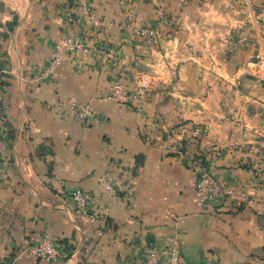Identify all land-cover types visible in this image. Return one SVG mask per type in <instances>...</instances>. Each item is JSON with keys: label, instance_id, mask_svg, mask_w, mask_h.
<instances>
[{"label": "crops", "instance_id": "0c3cea01", "mask_svg": "<svg viewBox=\"0 0 264 264\" xmlns=\"http://www.w3.org/2000/svg\"><path fill=\"white\" fill-rule=\"evenodd\" d=\"M82 2L99 25L81 16ZM158 22L164 35L149 46L136 30ZM62 35L88 50L37 80ZM263 45L264 0H0V260L142 264L155 252L167 264L176 251L178 264H264V185L244 167L259 124L248 101L264 106L250 60ZM122 72L129 94L135 81L152 85L144 99L109 98ZM70 96L98 116L77 118ZM181 146L236 196L203 207ZM76 188L89 196L85 211ZM46 231L59 257L34 260Z\"/></svg>", "mask_w": 264, "mask_h": 264}, {"label": "built area", "instance_id": "2783aa9c", "mask_svg": "<svg viewBox=\"0 0 264 264\" xmlns=\"http://www.w3.org/2000/svg\"><path fill=\"white\" fill-rule=\"evenodd\" d=\"M251 1V0H248ZM82 13L89 17L93 25H99V17L92 13L91 7L82 2L80 7ZM84 16V17H85ZM86 17V18H87ZM164 16H162V19ZM137 34L143 38L146 43H153L163 37L162 24L142 25L136 30ZM88 50L84 40L79 37L62 35L53 47L48 60L40 64L36 76L37 80H44L53 77L57 68L64 59L67 52H77ZM259 63L264 65V59L259 60ZM261 65V66H262ZM7 72V68L3 61L0 59V112L2 110L4 99V86L2 83V76ZM127 74L122 72L120 76L116 77L112 83V93L110 99L128 100L131 99H144L148 93V88L142 80L134 82V90L129 94L127 92L126 84ZM72 112L79 119H90L98 116L96 110L90 103L81 102L76 96H70L64 102ZM175 153L180 160L186 161L195 175V189L201 205L208 206L211 204H223L230 198L236 196V191L229 186H225L219 182L214 173L211 172L206 162L201 157H196L190 154L183 146L177 147ZM100 185L105 189L108 194H113L115 185L105 177L99 179ZM72 200L75 202L76 207L80 211H85L89 204L88 194L81 188H76L71 193ZM30 256L34 260L45 259L52 260L59 257L60 251L58 242L53 234L49 231L43 233L39 241L30 249ZM178 254L173 251L167 258V264H178ZM142 264H158V258L155 252H152L149 257Z\"/></svg>", "mask_w": 264, "mask_h": 264}, {"label": "rangeland", "instance_id": "374dc122", "mask_svg": "<svg viewBox=\"0 0 264 264\" xmlns=\"http://www.w3.org/2000/svg\"><path fill=\"white\" fill-rule=\"evenodd\" d=\"M85 15L86 14H84V13L81 14V16H83V17ZM85 17H87V16H85ZM89 18H90V16L88 17V19ZM145 25H149V24H145ZM162 31H163V35H164V30H162ZM140 38L143 40L142 37H140ZM143 42L149 46H152L154 44H157V42H159V39L153 43H146L144 40H143ZM263 49H264V45H263ZM261 59H264V53H261L258 56H256L254 60H250V63H251L250 68H251L252 73H258L261 75V78H264V65L259 63V60H261ZM233 95L234 94H230V99L232 101H236V99H232V98H235V95L234 96ZM241 100L244 101V99H241ZM260 100L262 101V103H264V100H262V99H260ZM248 103H250V106L248 109L249 115L244 114L245 112H244V109H242V108H239L238 110H236V112L234 114L235 116H238L240 118L243 116L245 118V115H248L251 120L254 118L259 119V124H258L259 126L257 124H256V126H249L250 129L252 130V135H250L249 138H251L252 141L245 143L244 151L249 152L250 154H253V155H246L244 157V159H245L244 167L248 171H250V174H251L253 179L257 180L258 182H260L261 184L264 185V106H261V104H259L257 106L251 100H249ZM2 112H3V109L0 112V117L3 116ZM258 127L260 129H257ZM244 129H245V127H244ZM258 203L260 204L259 201H258ZM263 206H262V208H263ZM0 264H7V263L5 261L0 260Z\"/></svg>", "mask_w": 264, "mask_h": 264}, {"label": "trees", "instance_id": "16d2710c", "mask_svg": "<svg viewBox=\"0 0 264 264\" xmlns=\"http://www.w3.org/2000/svg\"><path fill=\"white\" fill-rule=\"evenodd\" d=\"M144 84H145V86H146L147 88H149V87L152 86V85H149L150 83H147V82H144Z\"/></svg>", "mask_w": 264, "mask_h": 264}]
</instances>
